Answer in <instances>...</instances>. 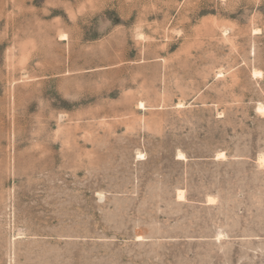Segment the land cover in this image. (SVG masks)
I'll return each mask as SVG.
<instances>
[{"label":"rangeland","instance_id":"obj_1","mask_svg":"<svg viewBox=\"0 0 264 264\" xmlns=\"http://www.w3.org/2000/svg\"><path fill=\"white\" fill-rule=\"evenodd\" d=\"M0 264H264V0H0Z\"/></svg>","mask_w":264,"mask_h":264},{"label":"bare ground","instance_id":"obj_2","mask_svg":"<svg viewBox=\"0 0 264 264\" xmlns=\"http://www.w3.org/2000/svg\"><path fill=\"white\" fill-rule=\"evenodd\" d=\"M183 156V155H182ZM222 156V155H221ZM178 159H181V156L178 157ZM221 159V158H220ZM183 160V159H182ZM184 192V191H183ZM183 194V193H182ZM185 196V195H184ZM182 201V200H181Z\"/></svg>","mask_w":264,"mask_h":264}]
</instances>
